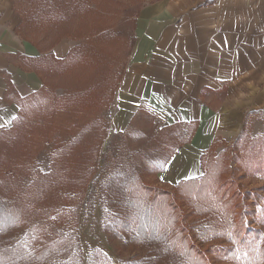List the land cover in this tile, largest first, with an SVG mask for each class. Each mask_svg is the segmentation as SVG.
Returning <instances> with one entry per match:
<instances>
[{"label": "rangeland", "instance_id": "374dc122", "mask_svg": "<svg viewBox=\"0 0 264 264\" xmlns=\"http://www.w3.org/2000/svg\"><path fill=\"white\" fill-rule=\"evenodd\" d=\"M152 1L156 0H15L29 40L46 50L70 40L71 48L56 58L59 62L54 70H46L42 89L25 100L9 128L0 132V209L9 215V204L15 205L23 221L9 227L8 220L4 229L0 225L1 262L9 259L15 243L34 248L38 239L59 259L76 234L82 264L95 250L113 264H139L137 260L148 256L126 246L104 226L108 208L127 212L120 201L125 184L133 180L166 188L185 206L213 197L210 188L216 190L224 182L227 194L239 202L235 212L249 210L244 217L251 228L257 227L253 216L263 203L264 176L247 169L254 154L236 149L234 141L213 150L215 155L225 149L216 166L222 176L211 172L206 180L173 188L157 179L169 137L155 133L147 117H139L113 138L108 135L113 94L132 47L136 17ZM72 52L82 57L64 63ZM257 119L264 122V116L255 115L252 121ZM262 121L258 125L264 130ZM251 130L246 134L251 141L264 135ZM249 143L246 147L252 152L263 146ZM91 188L90 206L85 202ZM141 262L154 264L151 259Z\"/></svg>", "mask_w": 264, "mask_h": 264}, {"label": "crops", "instance_id": "0c3cea01", "mask_svg": "<svg viewBox=\"0 0 264 264\" xmlns=\"http://www.w3.org/2000/svg\"><path fill=\"white\" fill-rule=\"evenodd\" d=\"M21 22L15 0H0V132L42 89L44 59L62 58L71 48L65 40L46 50L18 32ZM111 110L109 137L139 117L169 137L159 184L175 187L203 176L207 151L251 127L253 134L264 131L262 120L252 121L264 116V0L144 5Z\"/></svg>", "mask_w": 264, "mask_h": 264}, {"label": "trees", "instance_id": "16d2710c", "mask_svg": "<svg viewBox=\"0 0 264 264\" xmlns=\"http://www.w3.org/2000/svg\"><path fill=\"white\" fill-rule=\"evenodd\" d=\"M51 15L54 14L48 16ZM21 20L18 32L27 38L22 32V15ZM102 33L104 35V31ZM81 57L80 54L72 52L65 58L64 63L73 62L75 58ZM44 62L43 69L40 70L43 83L46 70L48 69V72L49 69L54 70V65L59 62V59L48 55ZM115 135L113 134L111 137L113 138ZM258 138L255 139L258 141H251L246 132H241L235 139L234 145L236 149L243 147L244 154H250V152L254 154L247 163V166L249 164L247 169L264 176V156H262L264 136ZM247 142L254 145L263 144L262 153L259 146L252 152L249 147H246ZM224 152L225 149L214 155L213 149L207 151L202 157L203 176L181 182L175 188L184 187L196 180H206L211 172L216 173L215 176L217 173L222 176L223 171L219 172L220 167L216 166ZM223 183L216 184V190L214 186L212 189L210 188L213 197H206L205 200L200 199L196 204L185 206L181 197H175L172 191L166 188H150L143 181H129L125 184L126 193L123 200L120 201L125 203L124 209L127 212L124 213L122 207L119 210L115 206L108 208L109 213L104 220L105 229L111 231L114 236L123 239L126 246L132 245L137 248L143 255L148 256L143 258L144 260L151 259L154 264H264V197L261 196L263 203L253 216V222L257 224V227L251 228L244 217L249 210L235 212L236 208H239V202L237 203L233 196L230 195V197L227 194L228 190ZM93 188L85 202L90 206ZM1 213L2 209H0V225L3 226V229L4 226H7L8 220L9 227L23 223L22 214L15 205L9 204V215ZM25 234L31 240L32 237L28 235V231ZM77 239L76 234L70 236V246L62 249L59 259L55 251L43 246L39 239L36 246H33L34 248H27L23 244L25 242H18L10 248L12 252L7 249L9 259L5 262L0 261V264H55V262L57 264H82V258L79 255L80 246L75 241ZM17 253H20L21 258L18 259ZM25 254H28V259L23 258ZM221 259L226 260H222V262ZM141 260H137V262L143 264L144 262ZM85 264L113 263H110L103 252L95 250L88 254Z\"/></svg>", "mask_w": 264, "mask_h": 264}]
</instances>
